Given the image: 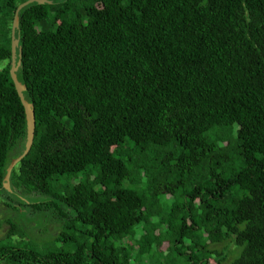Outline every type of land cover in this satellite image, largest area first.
<instances>
[{"label":"trees","instance_id":"1","mask_svg":"<svg viewBox=\"0 0 264 264\" xmlns=\"http://www.w3.org/2000/svg\"><path fill=\"white\" fill-rule=\"evenodd\" d=\"M25 1L0 0V206L58 229L33 248L8 226L0 264H264V0L20 9L34 131L5 191L25 141L8 74Z\"/></svg>","mask_w":264,"mask_h":264},{"label":"rangeland","instance_id":"2","mask_svg":"<svg viewBox=\"0 0 264 264\" xmlns=\"http://www.w3.org/2000/svg\"><path fill=\"white\" fill-rule=\"evenodd\" d=\"M232 131L234 133L235 126L232 127ZM170 201L171 199H168L166 203ZM23 202L28 203L31 201L25 198ZM8 226L14 229V235H10V237L4 240L5 242L8 240V244H19V246L28 242L29 245H26L32 246L33 248H38V244L44 243L43 237L44 239H49L58 229L57 223L54 221L49 220L48 223H45L43 221V216L38 218V215H32L27 209L20 210L19 212H12L0 206V239L3 238L8 230ZM43 229H45V231H43ZM172 257L174 259V264H183L184 257L182 258L177 255H173Z\"/></svg>","mask_w":264,"mask_h":264},{"label":"water","instance_id":"3","mask_svg":"<svg viewBox=\"0 0 264 264\" xmlns=\"http://www.w3.org/2000/svg\"><path fill=\"white\" fill-rule=\"evenodd\" d=\"M32 2L43 3L44 0H27V1L19 4L13 13V17H12V21H11V27H10V34H9V38H10V66H9L8 74H9V78L11 80V83L13 85V88L15 90V93H16V95L19 99V102L21 104V107L23 109L24 121H25V141H24L23 150L20 153V155H18L16 158L11 159L9 161L7 167L5 168L4 175L2 178V184H1L2 188L5 191H9L8 179H9V174H10L11 170L23 157L26 156V154L30 150L32 138H33L34 121H33L32 105L27 103L23 99L22 93L25 90L24 86L21 85L16 80V77H15V72H16V69L19 65L18 58H19L20 50L18 49L17 61H15V49L17 47V40L14 38V31H15L16 26H17V13L20 9H22L23 7H25L26 5H28Z\"/></svg>","mask_w":264,"mask_h":264}]
</instances>
